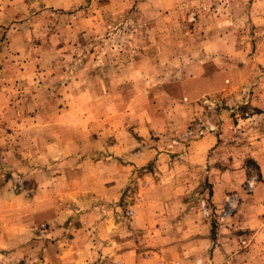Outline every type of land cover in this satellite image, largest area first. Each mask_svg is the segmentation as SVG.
<instances>
[{"label":"rangeland","instance_id":"obj_1","mask_svg":"<svg viewBox=\"0 0 264 264\" xmlns=\"http://www.w3.org/2000/svg\"><path fill=\"white\" fill-rule=\"evenodd\" d=\"M199 4V0H0V12L9 22L0 23V47L9 48L14 34L25 38L28 49H38L39 59L41 50L56 46L62 50L44 60L53 65L51 77L57 76V82L76 83L68 91L80 97L79 135L109 132L108 142L123 130L144 147H158L159 154H166L161 163L195 165L161 170L152 161L129 169L127 184L116 191L120 197L108 203L103 198L109 185L102 177L109 169L89 167L106 153L88 152V145L81 144L79 163L88 166L69 173L56 207L23 210L28 196L19 200L17 196L26 190L38 195L41 179L39 172L28 177V160L42 164L41 145L28 133V120L45 104L26 103L17 116L0 122V264H51L55 258L62 264H264V56L246 58L258 72L246 75L244 87L188 102L175 99L183 90L168 82L182 77V52L159 53L182 51L184 36L197 31ZM233 27L241 33L240 45L247 44L254 53L257 44L252 47L246 36L261 26ZM24 44L13 47L15 56ZM140 60L144 72L138 79L134 67ZM38 92L32 90V98ZM93 112L95 121H85ZM209 133L220 135L222 142L217 162L246 171V177H236V187H222L217 196L206 169L197 168L198 159L190 157V148ZM111 173L122 171L113 165ZM182 173L187 176L185 188L173 191L174 183H179L174 175L181 178ZM90 176L92 183H86ZM157 179L156 196H150L151 182ZM156 197L159 209L170 215L158 223L149 216L156 210ZM137 208L144 219L133 228ZM92 210L94 219L87 217ZM55 211H61L59 222L50 221ZM103 215H113L112 228L101 227ZM115 219L127 228H116Z\"/></svg>","mask_w":264,"mask_h":264},{"label":"crops","instance_id":"obj_2","mask_svg":"<svg viewBox=\"0 0 264 264\" xmlns=\"http://www.w3.org/2000/svg\"><path fill=\"white\" fill-rule=\"evenodd\" d=\"M199 3L198 20L195 23L197 31L194 33L188 32L184 36V39H182V51L178 49L175 52V50H172L173 48L168 50V52L159 51L162 54L161 56H175L182 52L181 56L185 60L184 64L180 66L182 77L172 78L168 82H176V87L183 90L182 94L180 93L181 95L176 94L174 98L185 99L188 102H195L207 96L215 97L224 92H234L244 87L247 83L245 81L248 80L246 75L258 72L256 71V65L250 64L249 60L246 61V58L255 60L257 57L264 56V0H199ZM158 7L159 9H167L164 6ZM7 19V15L4 12H0V23L2 24V21L6 20L4 24H8ZM240 23L261 26L260 29H256L255 34L252 33L246 36V38L252 39V47L257 44L254 53L253 51L252 53L250 52V47H247V44L240 45L241 33L238 32L237 27H233L240 25ZM1 38L0 36V40ZM24 39L23 36L13 34L9 44L10 49L6 48L4 50L5 48L0 47V63L2 64V67L0 65V122L9 121L17 116L16 111L22 109L26 103L29 105L39 104V106L45 103L41 110L35 113L36 117L30 116V120H28L31 122L28 133L31 136H37L41 145L38 161H41L42 164L35 165L36 162L31 159L28 160L27 168L30 171L28 177L39 172L41 179L38 195L30 194L26 190L24 194L17 196L16 199L18 200L28 196L26 203L22 207L23 210L31 211L34 209V211L42 212L56 207L55 203L59 201L58 198H61V193L63 192L62 186L67 184V179L70 178L69 173L77 170L80 166L83 168L88 166L87 163L82 165L79 163L81 144L88 145V152L95 153L100 149L101 152L106 153V156H102L103 159L101 161L96 164H90L89 167L92 166L103 170L109 169L108 172L103 173L102 177L103 184L109 185L106 198H103L108 203L116 201L120 197L116 191L122 185L127 184L129 178L126 176V172L129 169L140 168L152 161H155L156 166L161 170H164V168L168 170L170 165L172 168H174V165H178L177 167L180 165L182 169H189L191 163L159 162L166 154H159L158 147L153 145L144 147L140 140L130 133L123 132V130L114 133L115 139L108 142H106L105 136L109 137V132H107L108 134L102 132L103 136L98 131L79 135L78 122L83 120V118L80 119L78 117L77 113L79 112L76 105L79 104L80 97L77 96L75 91L74 93L73 91H70V93L68 91L69 89L73 90L72 88L75 87L76 83L73 81L67 83L61 80L57 82V76L51 77L54 72L53 65H49L47 60H44V58L53 59L57 57L62 53V50L57 46L41 50L43 52L41 53L42 55L40 54L41 57L39 59L37 56L39 54L37 52L38 49H28V45L23 43ZM53 40L54 38H51V41ZM20 42L26 47L23 49L18 48L19 50L16 51L15 56L13 47ZM1 45L2 42L0 41ZM48 46L44 45V47ZM141 56L145 55L141 54ZM15 58L20 59V61L14 62L13 59ZM48 62H51V60H48ZM142 65L143 62L140 60L139 64L134 67V74L138 79L142 77L144 72ZM115 68V71L120 70L118 67ZM260 72L263 71L260 70ZM250 85L255 86V82ZM32 90L39 91L33 98ZM55 92L57 93L55 94ZM49 97H51V100H48ZM83 97L81 99H84ZM91 99L93 102V97ZM53 100H55L56 108L51 104ZM251 103L254 105L257 102L253 100ZM54 109L53 114L52 111ZM92 116L86 117L85 121H95L94 112ZM223 125L227 127L230 122L226 120ZM147 133H150V131ZM98 144H101V146L95 148V145ZM221 153H223V150L220 135L215 133H209L200 138L190 148V157L195 160L198 159L196 163L200 164L197 168L204 167L206 169L208 181L214 185V196L220 194L222 187L226 189L236 187L239 183L236 177H241L242 175L246 177L244 168L238 167L234 170L232 164L218 163V156ZM228 162L230 163V161ZM113 165L119 167L122 173H111ZM191 166L195 167V165ZM9 167L12 168L11 166ZM179 175H181V178H175L176 176L174 175V180L176 181L177 179L179 183H174L173 191L176 187V189L179 187L185 188L182 182L187 176L184 173ZM160 176L162 177L163 175ZM167 176L166 180L170 179ZM164 179L165 177H163L162 181ZM158 180L151 182L150 196H156L154 185L160 184ZM87 182L92 183V178L87 179ZM75 191V193H78L79 189ZM14 196L13 194L12 197ZM171 198L170 201H174V197ZM158 199L157 197L155 198L157 200L155 202L157 203L155 205L156 210L152 209L149 215L153 220L156 218V223L159 222L160 217L170 216L167 215L169 212H166V210L159 209L158 202L160 200ZM92 211L87 217H93L94 219L92 213L95 211ZM111 217L113 215L102 216L100 222L102 228H112L111 220L113 219ZM52 219L50 220L51 222L61 221V211L60 213L55 211ZM142 219H144V214L140 208H137L132 227H140ZM121 224L116 219L113 222L116 228H127ZM91 228H94V225ZM155 228H162V226L159 227L155 224ZM118 243L122 242L119 241ZM62 262V259L58 260V258H55L50 263L62 264ZM46 264H49V262H46Z\"/></svg>","mask_w":264,"mask_h":264},{"label":"built area","instance_id":"obj_3","mask_svg":"<svg viewBox=\"0 0 264 264\" xmlns=\"http://www.w3.org/2000/svg\"><path fill=\"white\" fill-rule=\"evenodd\" d=\"M201 133H204V130H201Z\"/></svg>","mask_w":264,"mask_h":264}]
</instances>
